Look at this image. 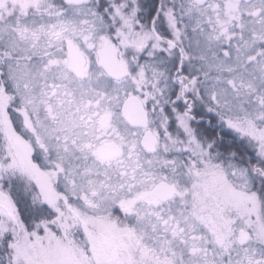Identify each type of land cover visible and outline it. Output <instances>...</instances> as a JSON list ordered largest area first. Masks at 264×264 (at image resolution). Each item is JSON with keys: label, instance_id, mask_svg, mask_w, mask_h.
I'll list each match as a JSON object with an SVG mask.
<instances>
[{"label": "snow or ice", "instance_id": "1", "mask_svg": "<svg viewBox=\"0 0 264 264\" xmlns=\"http://www.w3.org/2000/svg\"><path fill=\"white\" fill-rule=\"evenodd\" d=\"M0 264H264V0H0Z\"/></svg>", "mask_w": 264, "mask_h": 264}]
</instances>
